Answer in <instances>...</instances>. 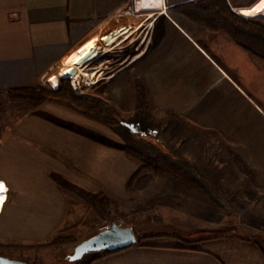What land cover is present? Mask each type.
Segmentation results:
<instances>
[{"label": "crops", "instance_id": "1", "mask_svg": "<svg viewBox=\"0 0 264 264\" xmlns=\"http://www.w3.org/2000/svg\"><path fill=\"white\" fill-rule=\"evenodd\" d=\"M160 1V8H151L150 0H0V183L8 188L0 245L12 259L20 260L23 246L48 242L67 221L74 196L52 175L99 193L121 187L128 168L123 172L120 144L104 125L55 101L36 106L11 99V92L46 85L56 90L62 70L91 52L92 63L105 62L129 43L128 52L137 54L121 69L104 72L98 97L110 103L112 91L117 102L133 103L140 78L156 114L177 115L182 132L226 140L233 153L252 156L248 167L256 177L242 181L249 199L242 198L248 215L241 217L249 220V235L264 238V60L227 32L175 11L200 0ZM226 1L239 16L264 18V0ZM88 67L82 69L86 77H78L81 91L91 83ZM10 102L30 108L8 124L3 106ZM106 136L114 139L112 147L99 140ZM92 264H264V252L250 238H226L197 248L133 246Z\"/></svg>", "mask_w": 264, "mask_h": 264}, {"label": "rangeland", "instance_id": "2", "mask_svg": "<svg viewBox=\"0 0 264 264\" xmlns=\"http://www.w3.org/2000/svg\"><path fill=\"white\" fill-rule=\"evenodd\" d=\"M247 19L264 22V18ZM129 44L122 45L110 54L108 60L102 62V68L95 66L97 62L92 64L94 69L91 77L95 78L97 84L92 83V88L85 92H75L99 98V94H102L100 91H103L99 83L104 81V72L112 73L113 68L128 62L125 53L128 55ZM137 50L139 52L140 48ZM64 83L72 88L69 82L62 80L56 90L63 87ZM138 84L141 94L147 99L140 78L135 80L136 99L133 103L124 104L122 100L121 103L117 102L112 97V91L106 95L108 99L112 98L110 103L99 98L117 111L123 120L122 125L108 126L89 118L115 134L111 136L120 144L123 172L128 168L127 179L121 187L101 188L99 192L109 199L111 222L132 228L137 236L138 245L135 246L197 248L210 240L233 238L245 242V239L250 238L257 241L264 252L263 236L256 238L249 235V220L241 217L248 215L245 207L248 202L242 201V181L256 177L248 167L249 162L254 161L252 156L233 153L234 149L226 140L210 138L207 134L201 139H195L192 134L182 132L183 122L177 115L156 114L155 107L150 106L148 99L144 113L139 112ZM46 87L55 90L50 85ZM29 108L28 103L25 106L7 103L3 106L7 115L6 123L11 124L13 117L20 116ZM99 140L106 147L114 145L111 143L114 139L108 136ZM63 190L73 194L74 199L69 203L67 221L50 240L52 243L61 239V245L23 246L21 254L17 256L21 261L28 264H75L67 260L74 253L75 247L109 228L111 222L102 219L74 193ZM244 198L248 200L249 196ZM258 206H254L255 213ZM262 212L264 215V206ZM0 256L12 259L13 255L1 249Z\"/></svg>", "mask_w": 264, "mask_h": 264}, {"label": "trees", "instance_id": "3", "mask_svg": "<svg viewBox=\"0 0 264 264\" xmlns=\"http://www.w3.org/2000/svg\"><path fill=\"white\" fill-rule=\"evenodd\" d=\"M175 11L194 19L206 29L227 32L238 45L264 60V22L237 15L226 0H200L196 3L179 6L175 8ZM137 89L139 90L138 111L144 113L147 107V99L141 94L139 84ZM10 97L19 101H28L36 106L51 100L68 106L81 115L105 125L118 126L123 124V120L117 111L108 103L91 95H79L72 90L68 83H64L63 87L58 90L39 86L33 89L11 92ZM52 178L61 189L74 193L88 203L102 219L111 222V207L109 199L104 194L93 193L80 188L60 175H52ZM50 240L37 246H58L62 243L61 239L52 243ZM3 248L5 247L0 245V250ZM117 252L120 251L91 254L75 264H92L102 255Z\"/></svg>", "mask_w": 264, "mask_h": 264}, {"label": "water", "instance_id": "4", "mask_svg": "<svg viewBox=\"0 0 264 264\" xmlns=\"http://www.w3.org/2000/svg\"><path fill=\"white\" fill-rule=\"evenodd\" d=\"M125 39V38H123ZM114 42V41H113ZM111 40L108 41L109 45H119V41L113 43ZM101 51V49H99ZM88 58H83L79 65H85L90 59L95 57V53ZM78 65V66H79ZM72 76L78 75L77 68L71 71ZM137 244V236L132 228L121 227L120 225L111 222L108 229L103 230L91 238L78 244L74 253L67 258L70 263H77L83 260L84 257L91 254H99L104 252H116L125 250ZM0 264H27L24 261L14 260L0 256Z\"/></svg>", "mask_w": 264, "mask_h": 264}, {"label": "built area", "instance_id": "5", "mask_svg": "<svg viewBox=\"0 0 264 264\" xmlns=\"http://www.w3.org/2000/svg\"><path fill=\"white\" fill-rule=\"evenodd\" d=\"M99 47H97L96 49H98ZM93 49H95V48H93ZM99 51V50H98ZM132 51L133 50H130V52L128 53V55H127V58L126 59H131L133 56H135L137 53H132ZM100 52V51H99ZM124 59H122V61H123ZM120 61V60H119ZM111 63V62H110ZM89 64V67L88 68H92V69H94L93 67H92V64H94V63H92V60H89V62L87 63V64H85V65H83V66H78V65H71V66H69V68L67 69V72L65 71V70H62V72L61 73H63V74H61L62 75V80L63 81H65V82H69L70 84H71V86H72V88H73V90L74 91H77L76 90V88H75V86L72 84V79L73 78H76V77H81L82 76V72H81V70L82 69H84V67L85 66H87ZM102 65V64H97V65H95V66H97V67H100V66ZM74 68H77V70H78V75L77 76H72L71 75V71L74 69ZM68 74V77H67V74ZM86 75V74H85ZM86 77V76H85ZM89 79V78H88ZM91 79V82L92 83H94L96 80H95V78H90ZM2 191V190H1ZM4 192H5V196H4V199H3V203H2V205H1V209H2V206H3V204H4V202L6 201V198H7V193H8V188H6L5 187V189L3 190ZM1 209H0V212H1Z\"/></svg>", "mask_w": 264, "mask_h": 264}, {"label": "bare ground", "instance_id": "6", "mask_svg": "<svg viewBox=\"0 0 264 264\" xmlns=\"http://www.w3.org/2000/svg\"><path fill=\"white\" fill-rule=\"evenodd\" d=\"M150 2H151V5H150V7L151 8H160L161 6H162V3H161V1L160 0H150ZM141 3V2H140ZM140 6H142V3H141V5ZM145 6V5H144ZM147 6V5H146ZM143 49V48H142ZM141 51V50H140ZM139 51V52H140ZM129 53V52H128ZM126 56H127V54H125ZM140 56V55H139ZM138 56V57H139ZM128 60V59H127ZM98 60H96V62H97ZM125 63V62H124ZM120 69H121V67H120ZM86 70H82V76L81 77H84V76H86L85 74H86ZM84 73V74H83ZM109 75V74H108ZM107 76V75H106ZM96 83V82H95ZM94 83V84H95ZM97 84V83H96ZM73 85L75 86V88H76V90L77 91H81L80 90V88H79V85H78V77H76V78H74L73 79ZM83 85V84H82ZM82 92H85V91H87V90H89L90 88H92V82L91 83H87V84H85V85H83L82 87ZM101 92V91H100ZM104 92V91H103ZM5 189V185L2 183H0V193H1V190H4ZM2 194H3V192H2ZM4 199V195H1L0 194V209H1V205H2V200Z\"/></svg>", "mask_w": 264, "mask_h": 264}]
</instances>
